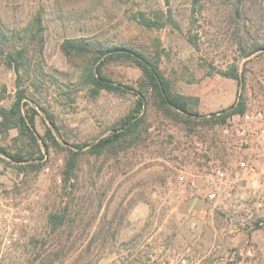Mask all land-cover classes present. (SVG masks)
Segmentation results:
<instances>
[{
	"label": "rangeland",
	"instance_id": "374dc122",
	"mask_svg": "<svg viewBox=\"0 0 264 264\" xmlns=\"http://www.w3.org/2000/svg\"><path fill=\"white\" fill-rule=\"evenodd\" d=\"M238 2L245 12L235 14ZM37 13L43 48L29 46L19 74L0 54V110L24 89L38 134L34 143L22 124L0 129V148L24 154L16 162L0 151V264H227L225 251L245 244L256 250L254 264H264V223L243 226L264 221V192L258 207L233 201L235 182L251 174L240 162L255 164L264 154V50L253 51L264 40V0H0L9 30L32 28ZM141 16L156 25H143ZM66 38L158 56L170 91L193 98L190 112L214 116L188 120L166 109L126 57L104 63L116 87L95 92L83 77L88 59L63 54ZM138 92L146 100L138 139L116 153L79 154L64 183L76 144L114 131ZM235 100L244 111L220 123ZM47 128L56 143L45 137V151ZM217 169L226 185L212 197ZM181 170L203 174L202 186L183 184ZM66 207V223L53 229L50 215Z\"/></svg>",
	"mask_w": 264,
	"mask_h": 264
},
{
	"label": "trees",
	"instance_id": "16d2710c",
	"mask_svg": "<svg viewBox=\"0 0 264 264\" xmlns=\"http://www.w3.org/2000/svg\"><path fill=\"white\" fill-rule=\"evenodd\" d=\"M239 3H241V6ZM243 6L245 7V2H238L234 8L235 14H240V12L243 11L245 12ZM139 21L148 27L156 25L155 22H152L144 16H141ZM43 30L44 26L42 25V17L40 13H37L34 16L32 20V28H30L29 24H26L22 28L9 30L0 18V54L4 55L5 65L14 70L16 74H19L20 64L18 60L28 51L29 46L34 43L39 50L43 48ZM60 47L65 57L69 60H73L74 57L88 59V63L83 68V77L87 82L93 84V90L95 92L100 89L108 90L116 87L112 81L104 75L102 69L104 63L111 58L119 59L120 57H126L133 60L140 67L143 77L150 85L152 94L159 99L161 104L165 105L164 107L166 109L173 110L178 115L184 116L186 117L185 119L188 120L204 119L210 121L212 119L211 117L215 114V112H212L207 116L190 112L189 106L193 98L172 93L170 91L169 83L165 80L159 69L158 56L150 58L143 52L131 46L116 45L96 47L83 41L81 38H66L63 40ZM253 49V51L260 49L264 50V40L256 42ZM233 77L238 78V75L234 74ZM138 93L140 98L137 100L135 109L118 121L114 131L100 137L92 144H76L77 150L71 151L66 165V177H64V183L70 178V172L75 170L77 156L79 154L89 153L91 155L99 156L105 152L116 153L120 149L125 150L128 148L129 137L132 138V141L138 139L140 135L139 129L142 128L145 121L143 114H141L142 112H139L143 110L146 103L144 96L140 92ZM24 98H27L25 90L18 88L16 90L15 99L10 107L7 109L1 108L0 114L2 118L0 120V129L1 131L9 130L13 127H19V124H22V127L28 130L30 139L35 143L38 134H34L32 125L36 110L32 106H28V102L25 100L23 101ZM27 99L29 100V98ZM23 105L28 106L27 111H32V114H26L28 120L27 116L22 113ZM243 111L244 102L235 100L228 109L222 110V114L218 118L221 119L219 122L224 123L227 117ZM48 119L52 127H54L55 121L49 114ZM45 137L56 143L51 128H47L45 136L40 138L45 151H48L49 144L46 142ZM0 151L13 161L21 162L24 160L23 151L11 153L5 148H0ZM67 214L68 208L66 207L62 213L60 212L58 214L50 215L49 221L52 228L56 229L57 227L64 225L66 223L64 219L67 217ZM50 261L51 260L48 261V264H50Z\"/></svg>",
	"mask_w": 264,
	"mask_h": 264
},
{
	"label": "built area",
	"instance_id": "2783aa9c",
	"mask_svg": "<svg viewBox=\"0 0 264 264\" xmlns=\"http://www.w3.org/2000/svg\"><path fill=\"white\" fill-rule=\"evenodd\" d=\"M256 115L260 117L262 114L261 112H257ZM246 118H249V114L245 115ZM264 140V137H263ZM241 167L245 168L247 171H249L251 174L256 172V165L254 163L248 162L247 160H242L240 162ZM215 183H214V189L211 192V196L215 197L217 195V191H220L221 189H225L226 185V179L227 175L226 172L217 169L215 172ZM179 180L188 186L191 187H200L198 185V181L201 178L200 173H192L187 174L184 170L180 171V174L178 176ZM259 205H262V202H260ZM241 223H244L242 220ZM264 223L263 220H257V219H249L248 222H245L243 226H245L248 230L254 228L257 225H262ZM221 246L217 245L214 250L221 252ZM227 253L226 255V263L227 264H254L256 260V250L252 244H245L242 246L232 247L230 250L225 251Z\"/></svg>",
	"mask_w": 264,
	"mask_h": 264
},
{
	"label": "crops",
	"instance_id": "0c3cea01",
	"mask_svg": "<svg viewBox=\"0 0 264 264\" xmlns=\"http://www.w3.org/2000/svg\"><path fill=\"white\" fill-rule=\"evenodd\" d=\"M261 155H263L261 156V159L255 161L257 168L256 172L250 174L247 178L243 180H238L237 182H235L237 191L235 192L234 195V199H233L234 203L238 205H243V204L249 205L250 203H252L257 207L261 206L259 204L260 202H262V200L259 197L264 192V154L262 153ZM204 177L205 176L201 174V178L199 180L200 183H198L199 186L200 185L202 186ZM252 200L255 201L252 202ZM248 236H249L248 239H250L251 241L256 240V238L258 239V237L254 235V233L253 234L251 233Z\"/></svg>",
	"mask_w": 264,
	"mask_h": 264
}]
</instances>
